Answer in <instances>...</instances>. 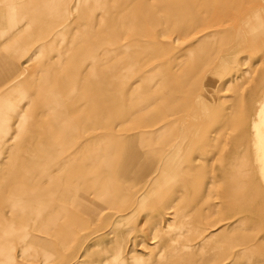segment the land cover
Returning a JSON list of instances; mask_svg holds the SVG:
<instances>
[{
  "label": "rangeland",
  "instance_id": "374dc122",
  "mask_svg": "<svg viewBox=\"0 0 264 264\" xmlns=\"http://www.w3.org/2000/svg\"><path fill=\"white\" fill-rule=\"evenodd\" d=\"M29 1L34 0H12L6 5L14 7L15 16L43 17V5H30ZM211 1L85 0L86 4L81 2L80 7L77 0L51 3L53 22L54 18H64L68 23L53 25L52 34L61 28L85 29L90 25L85 20L84 25H79L80 17L93 12L92 27L115 35L117 47L131 41L133 44L142 41L148 46V52L141 50L144 52L141 59L140 55L132 54V66L138 60L137 64L146 63L149 71L159 68L158 79L164 80L163 85L155 87L152 81L147 85L150 88L146 165L142 171L138 168L133 172L122 165V170L120 167L109 170L107 177L108 182L131 178L134 186L147 180L149 216L126 218L124 211L112 215L110 211H89L86 205V209L77 208H82L87 216L76 219L65 217L52 202L50 213L60 216L49 218L51 232L36 233L28 225L30 212L15 209L12 212L21 213L25 227L0 224V264H264V80L252 72L229 91H218L226 69L223 61H218L217 69L213 68L215 78L211 79L210 74L204 79L207 89L209 79L217 85L215 91L207 90L215 108H229L227 125L222 122L226 128L221 134L213 133L218 140L212 138L206 148L189 132L179 138V119L192 104L200 84L197 78L216 64L230 42L234 23L264 11V0ZM223 30L227 31L226 40L219 46L216 34ZM203 39L215 50L219 46L215 55L204 56L206 47L200 45ZM68 40L69 44H75L82 38L73 35ZM258 70L264 73V64ZM152 76L155 83V74ZM162 95L164 101L158 108L165 105L160 109L164 114L163 135L156 139V126L152 122L156 106L150 104ZM232 110L237 115L229 116ZM202 115L206 116L207 110ZM219 127L220 123L216 129ZM232 150L235 153L230 156ZM223 157L228 158L226 169V162L221 164ZM162 170L167 171L171 181L155 183ZM221 173L223 182L213 183V178ZM112 184L109 194L123 203L120 198L123 188ZM156 213L161 216L156 217Z\"/></svg>",
  "mask_w": 264,
  "mask_h": 264
},
{
  "label": "crops",
  "instance_id": "0c3cea01",
  "mask_svg": "<svg viewBox=\"0 0 264 264\" xmlns=\"http://www.w3.org/2000/svg\"><path fill=\"white\" fill-rule=\"evenodd\" d=\"M11 2L0 0V224L25 227L21 213L12 212L19 209L30 212L28 225L33 231L49 233V218L60 216L50 213L52 202L65 217L76 219L87 216L77 208L86 205L112 215L124 211L126 218L148 217L147 180L135 186L131 178L111 180L123 188V203H115L109 194L111 181L105 178L110 177L109 170L122 165L129 172L146 165L147 85L150 81L155 87L163 85L164 80L158 79L159 68L149 71L146 63L140 61L138 65V60L132 66V41L117 47L115 35L92 27L93 12L79 18L91 27L61 28L52 34L53 25H68L64 18H54L53 22L51 3L55 0L29 1L34 6L43 4V17L15 16L14 7L6 5ZM81 2L87 1L77 0L78 7ZM258 12V19L247 16L234 23L230 42L216 64L197 78L200 84L192 104L179 119V138L189 132L206 148L216 137L213 133L221 134L226 128L229 108H215L207 93L217 88L211 79L215 78L213 68L217 69L218 61L226 66L218 91H229L252 72L264 80V73L258 70L264 64V11ZM83 21L79 25H84ZM73 35L82 40L69 44L68 37ZM135 43L144 45L142 41ZM137 47L142 52L141 46ZM121 55L123 58L117 59ZM207 76L211 77L208 89ZM163 101L162 95L150 104L156 106L152 117L156 139L163 135L164 114L158 108ZM231 112L229 116L237 113ZM234 153L232 150L230 156ZM227 159L221 160V164L226 162L225 169L229 167ZM221 175L214 177L213 183H222ZM103 186L107 190L100 189ZM101 191L106 192L99 194Z\"/></svg>",
  "mask_w": 264,
  "mask_h": 264
},
{
  "label": "bare ground",
  "instance_id": "6f19581e",
  "mask_svg": "<svg viewBox=\"0 0 264 264\" xmlns=\"http://www.w3.org/2000/svg\"><path fill=\"white\" fill-rule=\"evenodd\" d=\"M172 1V0H171ZM210 2H212L211 0H209ZM170 2V1H169ZM227 2V1H226ZM41 3V2H40ZM218 3H220V2H218ZM210 4H212V3H210ZM221 4V3H220ZM43 5V4H42ZM171 5H173V4H171ZM200 5V4H199ZM206 5V4H205ZM223 5V4H222ZM202 6V5H201ZM201 6H200V8H201ZM212 6H213V4H212ZM163 7V6H162ZM203 7H204V4H203ZM197 9H198V7H197ZM228 9V8H227ZM180 13V12H179ZM258 17H259V13H255L253 16H252V19H258ZM226 18V17H225ZM242 18V17H241ZM221 21V20H220ZM223 21V20H222ZM249 21V20H248ZM199 24V23H198ZM223 24V23H222ZM196 26V25H195ZM199 26V25H198ZM198 26H197V28H198ZM214 26H216V25H214ZM213 26V27H214ZM212 27V26H211ZM212 27V28H213ZM232 28V27H231ZM217 29V28H216ZM207 30H208V28H207ZM215 30V29H214ZM189 31V30H188ZM193 31V30H192ZM204 31H206V30H204ZM226 32L227 31H225V30H223V31H220L218 34H216V36L218 37V40L220 41V44H219V46L221 45V43L223 44L224 43V41L226 40V39H224L225 37V35H226ZM87 33H88V31H87ZM211 33V32H210ZM210 33H208V35L210 34ZM213 33H215V32H213ZM200 34V33H199ZM198 34V35H199ZM257 34H259V32L257 33ZM108 36V35H107ZM106 36V37H107ZM207 37V35H204V37ZM102 37H103V35H102ZM105 37V38H106ZM209 38H210V36H208ZM108 38H109V36H108ZM204 39H207V38H204ZM204 39L200 42V45L201 46H203V47H206L205 48V50H204V56L205 55H207V54H209V55H215L214 53H216L217 52V48H219V46L218 47H216V50L215 49H213V45L211 44V45H209L208 43H207V41H204ZM209 40V39H208ZM212 41H216V40H213V38L211 39ZM217 40V41H218ZM228 40V39H227ZM211 41V42H212ZM219 43V42H218ZM111 44V43H110ZM226 44H227V42H226ZM76 46V45H75ZM136 46H141V48H142V51L144 50V49H146V52H148V46H146L145 44L144 45H140V44H138V43H134L133 44V48H132V50H131V53L132 54H134V55H140V53L141 54H144V52H140V50H139V48L137 47V48H134V47H136ZM54 65H55V63H54ZM188 84V83H187ZM191 86V85H190ZM189 86V87H190ZM148 87V86H147ZM159 87H161V86H159ZM195 87V86H194ZM150 87H148V89H149ZM152 89V88H151ZM195 89V88H194ZM152 91V90H151ZM164 91V90H163ZM162 91V92H163ZM152 96V95H151ZM150 96V97H151ZM158 96H160V95H158ZM149 97V98H150ZM17 98V97H16ZM154 99V98H153ZM140 100V99H139ZM177 100V99H176ZM181 100V99H180ZM152 102V101H151ZM150 102V103H151ZM175 102V101H174ZM174 102L172 103L171 102V104H174ZM181 102V101H180ZM153 103V102H152ZM151 103V104H152ZM183 105V104H182ZM62 106V105H61ZM143 106V105H142ZM165 106V105H164ZM163 106V107H164ZM168 106V105H167ZM173 106V105H172ZM162 107V108H163ZM63 108V107H62ZM166 108V107H165ZM164 109V108H163ZM51 110V109H50ZM169 111V110H168ZM60 113V112H59ZM57 115H58V113H57ZM61 121V120H60ZM210 121V120H209ZM206 122H208V120L206 121ZM201 131H202V129H201ZM206 132V131H205ZM190 134V133H189ZM201 135V134H200ZM102 137V136H101ZM88 138V137H87ZM104 139H105V137H104ZM99 141V140H98ZM101 141V140H100ZM123 141V140H122ZM124 142V141H123ZM104 143V142H103ZM117 144V143H116ZM119 145V144H118ZM121 145V144H120ZM88 146V145H87ZM117 147V146H116ZM115 147V148H116ZM120 147V146H119ZM158 148V147H157ZM119 149V148H118ZM156 149V148H155ZM115 150V149H114ZM117 150V149H116ZM77 152V151H76ZM112 152H114V151H112ZM125 152V151H124ZM108 153V152H107ZM119 153H120V150H119ZM118 153V154H119ZM108 156V155H107ZM117 157V156H116ZM152 157V156H151ZM154 158H155V156H154ZM119 159V158H118ZM150 159H152V158H150ZM156 160V159H155ZM155 160H153L154 162H155ZM107 161V160H106ZM152 161V160H151ZM151 161H149V164H150V162ZM100 163V162H99ZM98 163V164H99ZM157 163V162H156ZM101 164V163H100ZM154 164V163H153ZM152 164V166H153V168H154V165ZM93 165H94V163H93ZM151 165V164H150ZM96 166H97V164H96ZM152 166H151V168H152ZM148 167V166H147ZM120 169L122 170V168L120 167ZM128 169V168H127ZM185 169V168H184ZM146 170V169H145ZM142 171V170H141ZM183 171V170H182ZM131 172H133V171H131ZM147 172H148V168H147ZM114 173V172H113ZM130 174H132V173H130ZM150 174V173H149ZM96 175V174H95ZM125 175V174H124ZM99 176V175H98ZM146 176V175H145ZM145 178H147V176L145 177ZM144 178V179H145ZM141 179V178H140ZM143 179V178H142ZM105 180H107V178H105ZM162 180H164V181H171V177H169V175H168V173H167V171H164V170H162V171H160L159 173H158V177L155 179V183L157 182V181H162ZM101 181H102V183L104 182V180H102L101 179ZM37 183V182H36ZM112 184V183H111ZM113 185V184H112ZM118 185V184H117ZM103 187H105V189H107L106 187L107 186H103ZM114 187H117V186H115L114 185ZM120 188V187H119ZM118 188V189H119ZM110 190V189H109ZM120 190V189H119ZM111 191H113V190H111ZM121 191H122V189H121ZM115 192H116V189H115ZM114 192V193H115ZM123 192V191H122ZM100 194V193H99ZM117 194V193H116ZM121 194V193H120ZM117 195H119V193L117 194ZM122 195V194H121ZM121 195H120V198L122 199V197H121ZM116 202V201H115ZM89 207H90V205H89ZM88 207V208H89ZM83 208L84 209H86V206H83ZM123 208V207H122ZM91 209L92 208H89V211H91ZM93 210V209H92ZM35 211H36V213H39L40 211H39V209H38V207H36L35 208ZM71 213V212H70ZM33 215H35V212L33 213ZM40 215V214H39ZM30 216V215H29ZM37 216V215H36ZM34 217V216H33ZM64 217V216H63ZM53 218V216L51 217V219ZM53 219H55V218H53ZM72 219V218H71ZM30 221H32L31 219H30ZM35 221V220H34ZM53 223H56L55 221L53 222ZM34 225V224H33ZM60 231V230H59ZM59 235V234H58ZM201 251V250H200ZM116 263V262H115ZM108 264H112V263H108ZM117 264V263H116Z\"/></svg>",
  "mask_w": 264,
  "mask_h": 264
}]
</instances>
